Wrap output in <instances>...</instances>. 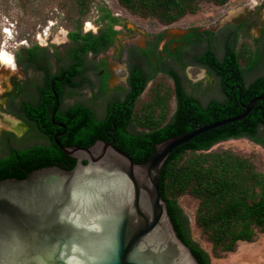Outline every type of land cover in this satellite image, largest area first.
Here are the masks:
<instances>
[{
	"label": "trees",
	"instance_id": "obj_1",
	"mask_svg": "<svg viewBox=\"0 0 264 264\" xmlns=\"http://www.w3.org/2000/svg\"><path fill=\"white\" fill-rule=\"evenodd\" d=\"M124 1L131 3V0ZM139 1L171 21L188 12H195L197 7V0ZM215 1L224 4L228 0ZM106 18L109 22L102 23L99 33L82 32L78 26L76 32L69 34L73 42L67 50L69 62L55 73L52 72L46 48L36 46L25 49V57L20 58V64L45 73V82L41 87L45 101L39 110L42 114L59 110L55 120L57 125L51 134L50 145L14 149L9 156L1 158L0 181L23 179L44 167L72 169L77 165V159L68 155L61 145L90 147L98 139L113 141L117 147L131 154L136 162L143 163L155 153L157 144L199 126L238 116L251 100L264 96V73L250 82L246 81V73L255 68L258 60H254L249 68H244L235 41L233 46L226 47L223 57H219L211 48L198 56L199 63L221 76L225 93L222 100H211L204 105L184 89L181 77L175 70L160 69L175 81L177 107L168 122L155 125L154 120H148L146 125L149 130L134 132L131 127L135 120L136 104L149 82L157 76L159 68L152 74H144L143 69L136 65L130 79L132 88L126 99L110 103L102 119L97 118L93 109L84 104L61 112L60 100L66 94L67 85L77 88L84 81H77L76 77L85 70V57L89 53L98 54L114 43L118 34L114 25L118 21L111 13H107ZM153 64L150 63L151 66ZM31 110L36 112V109ZM30 114L33 115V112L30 111ZM150 117L152 120V116H146L147 119ZM41 121L38 124H44ZM49 123L42 128L50 130L54 127ZM240 137L264 145V98L255 102L245 118L208 130L176 148L162 172L160 188L169 214L179 236L190 246L199 264H212L210 256L192 240L187 216L174 194L190 192L200 199L199 218L211 233L214 244L226 251H232L238 241H253L259 231L264 232V173L256 170L247 158L232 152L209 151L221 141Z\"/></svg>",
	"mask_w": 264,
	"mask_h": 264
},
{
	"label": "water",
	"instance_id": "obj_2",
	"mask_svg": "<svg viewBox=\"0 0 264 264\" xmlns=\"http://www.w3.org/2000/svg\"><path fill=\"white\" fill-rule=\"evenodd\" d=\"M235 117L169 138L138 163L113 141L62 146L72 169L50 166L0 181V264H199L179 236L160 184L171 153ZM86 161V163H85Z\"/></svg>",
	"mask_w": 264,
	"mask_h": 264
},
{
	"label": "rangeland",
	"instance_id": "obj_3",
	"mask_svg": "<svg viewBox=\"0 0 264 264\" xmlns=\"http://www.w3.org/2000/svg\"><path fill=\"white\" fill-rule=\"evenodd\" d=\"M196 2L195 12H188L181 18L171 21L153 12L139 0H131L130 4L124 0H0V54L5 48L15 59L13 68L0 61V112H5L6 98L3 95L12 89L13 82L15 84L38 82V73L35 69L30 67L26 70L19 62L20 58L25 57V49L36 46H39L37 47L39 49L46 48L49 51L52 72L55 73L68 64L67 50L72 45L69 34L76 32L78 26L82 32L98 33L102 23L109 22L108 18L105 19L107 13L117 18L116 25L122 35L120 44L123 46L132 43L145 46L150 39L164 32L166 38L160 43L162 50L165 41L173 35L195 29H208L218 33L215 51L219 57L223 56L224 42L226 35L232 30L233 26L230 24L233 23V18L244 12L245 7L257 11L263 8L264 16V0H228L224 4L215 0ZM233 11L235 13L232 14ZM248 32L246 36L238 34L236 48L240 52L241 65L244 68H249L254 60H258L255 68L246 73V81L250 82L264 73V34L261 35V31L255 26ZM203 50V45L190 48L189 60L194 61L196 54ZM115 51V47H112L96 58L99 60L107 56L111 68L120 71L119 75L110 81L109 89L113 93L109 96L99 94L96 89L97 75L90 72L89 79L94 80L95 85L85 82L81 88L67 89L64 97L66 105L82 101L94 107L99 117L105 116L110 98L118 94L114 88L125 84L127 76L124 74L128 68L127 60L125 57L121 60L116 59ZM89 58L95 59L92 55H89ZM189 64L187 62L185 69L182 70L187 76L184 78V84L189 93L200 98L204 105L212 99L225 98L220 79L215 73L206 74L203 68ZM176 107L173 81L165 74H158L149 82L136 104L135 120L131 130L134 132L149 130L146 125L148 120L149 122L154 120L155 125L168 122L173 117ZM146 116H152L153 119L151 120V117L147 119ZM2 125L0 121V128ZM34 136L36 137L34 134L27 141L15 142L19 145L28 144L37 140ZM209 151L232 152L247 158L256 170L264 173V145L247 137L221 141ZM4 154L6 152L0 149V155ZM173 196L187 216L192 240L209 254L212 264H264V232L259 231L253 241H238L232 251H226L214 244L211 233L200 220V199L190 192Z\"/></svg>",
	"mask_w": 264,
	"mask_h": 264
},
{
	"label": "flooded vegetation",
	"instance_id": "obj_4",
	"mask_svg": "<svg viewBox=\"0 0 264 264\" xmlns=\"http://www.w3.org/2000/svg\"><path fill=\"white\" fill-rule=\"evenodd\" d=\"M243 10L245 11L241 12L239 15L233 18L234 21L230 24L233 27L232 30H230L229 33L226 35L223 47V56L225 54L227 46H233L235 41L237 43L238 34L242 33L246 36L249 33L248 31H250L254 26L261 31V35L264 34V16L262 14L263 8H260L261 11H257L256 9L252 8L249 9L248 7H245V9ZM114 29L118 31L114 43L111 44L106 50H103L98 54L89 53L85 57L86 66L83 74H80L76 77L77 81L84 79L82 85L77 88H81L85 82H90L94 86V80L89 79V73L92 72L97 75V92L101 95L103 94L106 96H109L111 93H113V91H110L109 89L110 81L111 78L115 77L116 75L118 76L120 71L117 72V70L111 68V64L109 63V58L107 56H103L99 60H97L96 58L99 55L105 54V52H107L112 47H115L116 59L121 60L125 57L128 63V68L124 72V74L127 75L126 80L124 81L125 84L118 85L116 86V88H114L118 91V94L110 98L108 106L110 103L126 99L127 94L131 91L132 88L130 79L132 76V71L136 65H139L143 69L144 74H152L157 68H159L157 69L158 72L156 74H165L173 82H175L173 77H171V75L169 74L164 73L160 69L166 68L175 70L181 77L182 84L187 92L188 90L186 89L184 84V78L187 76H185L186 74L182 73V70L185 69L184 67L187 62L190 63L189 65H191L192 63L193 65L203 68L206 74L215 73L219 77L220 83L222 82L221 76L218 73L210 70L208 67L198 62V56L202 55L208 48H211L215 51V39L218 36V33L214 30L195 29L188 31L184 34L173 35L170 39H167L165 41L163 49L160 50V43L166 38V34L164 32L156 36L154 39H150L145 46H141L136 43H132L128 46H123L120 44V41L122 39L121 31L117 28V25H114ZM201 45L204 46V50L201 53L196 54V56L194 57V61L189 60L190 57L188 50L190 48L199 47ZM71 46H69V48ZM89 55L94 56L95 59L90 60ZM150 61L154 63L152 66L150 65ZM97 65L100 66L97 68ZM22 67L27 70L24 65H22ZM35 71L36 73H38L37 83L31 82V84L30 82H17L15 84L13 82L12 89L5 92L3 95V97L6 98V106L4 108L5 112H0V121L1 124H3L0 128V149L3 152H6V154L0 155V159L9 156L11 154V151L14 149L23 150L30 147H34L36 145H50L52 142L51 134L53 133L57 125L55 120L56 113L59 110L55 109L53 113L52 110H50L49 113L46 112L45 114H42V112L39 110V107H41V103L45 101V98L42 97L41 93V87L45 82V73L42 70ZM103 87L105 89H103ZM67 89L76 88H71L67 85L66 92ZM189 94L198 98L197 96L191 93ZM64 97L65 94L60 100L61 112L66 111L70 107H73L77 104H84L93 109L97 118L102 119L106 116L105 114V116L99 117L94 107L82 101H77L74 104L66 105L64 103ZM198 99L200 100V98ZM51 108L52 104H50V109ZM31 109H36V112L35 110L33 111ZM30 111L33 112V115L30 114ZM40 120H42L44 124H38ZM48 123H52L54 127H51L50 130H46V128L43 129L42 126L46 127ZM18 126H20V128H18ZM34 134L36 135V137L34 136V139H37L34 140V142L30 141L28 142V144L24 145H19L15 142L22 140L27 141Z\"/></svg>",
	"mask_w": 264,
	"mask_h": 264
},
{
	"label": "bare ground",
	"instance_id": "obj_5",
	"mask_svg": "<svg viewBox=\"0 0 264 264\" xmlns=\"http://www.w3.org/2000/svg\"><path fill=\"white\" fill-rule=\"evenodd\" d=\"M232 14L235 13V11L231 12ZM89 26L91 25L90 22L88 24ZM0 61L9 67H15V59L14 57L9 54L6 49L4 48L0 54ZM10 61V62H9Z\"/></svg>",
	"mask_w": 264,
	"mask_h": 264
},
{
	"label": "snow or ice",
	"instance_id": "obj_6",
	"mask_svg": "<svg viewBox=\"0 0 264 264\" xmlns=\"http://www.w3.org/2000/svg\"><path fill=\"white\" fill-rule=\"evenodd\" d=\"M10 62V61H9Z\"/></svg>",
	"mask_w": 264,
	"mask_h": 264
}]
</instances>
